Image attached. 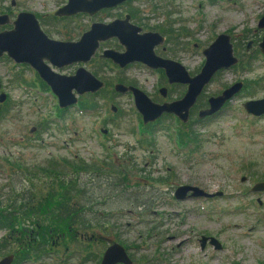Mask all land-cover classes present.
<instances>
[{
    "label": "rangeland",
    "instance_id": "obj_1",
    "mask_svg": "<svg viewBox=\"0 0 264 264\" xmlns=\"http://www.w3.org/2000/svg\"><path fill=\"white\" fill-rule=\"evenodd\" d=\"M66 1L0 0V12L15 15L20 10H31L47 18V30L54 37L76 38L93 20L107 21L113 14L131 9L125 3L91 16L81 11L71 17L55 14ZM258 1L264 0H238L232 5L213 0H133L130 5L137 7V23L143 28L170 30L165 43L168 47L159 54L178 59L195 73L204 62L201 48L211 34L230 25L239 33L243 24L253 26ZM214 21L216 27L212 28ZM119 45L111 37L97 51ZM239 50L242 58L234 67L217 72L195 109L235 80L244 81L243 88L219 114L192 124L201 135L196 145L179 141L178 132L184 122L173 115L164 114L153 125V131L149 130L131 93H118L113 87L121 77L155 101L180 97L186 84H169L162 68H150L141 62L120 67L95 55L84 65L93 73L94 67H102L96 75L109 81L105 92L95 96L97 109L81 108L84 93L62 112L43 80L8 59L0 61V77L8 81L9 93L0 113L3 202L15 196L12 182L18 187L23 176L21 168L11 166V162L31 172L44 167L46 158L62 160L66 156L72 160L79 156L84 162H96L101 169L98 175L88 173L91 185L84 176L81 178L84 195L91 194L92 202H99L94 207L109 214L107 219L99 218L108 220L111 226L105 233L97 230L98 234L110 240L106 244L116 235L122 239L135 264H264V190L250 189L255 181L264 179V114H248L242 106L245 99L264 96V57L253 55L247 62L250 52ZM77 64L81 63L60 71L72 72ZM163 86L165 95L160 92ZM196 113L185 123L189 125L197 118ZM33 125L36 127L31 132ZM120 163L131 166L127 174L130 184L122 183L108 170ZM158 177L165 179L154 180ZM180 183L221 194L176 199L173 191ZM5 232L7 228L0 227V236ZM201 233L216 236L222 247H200ZM69 249L62 253L53 250L40 263L22 264L95 263H82L80 253Z\"/></svg>",
    "mask_w": 264,
    "mask_h": 264
},
{
    "label": "water",
    "instance_id": "obj_2",
    "mask_svg": "<svg viewBox=\"0 0 264 264\" xmlns=\"http://www.w3.org/2000/svg\"><path fill=\"white\" fill-rule=\"evenodd\" d=\"M125 0H67L54 11L57 15H72L76 12L93 14L101 8L112 7ZM12 23L13 27L0 31V56L6 53L16 62H28L33 66L39 76L50 86L56 95L59 106L74 105L78 95L86 92H96L105 82L96 76L84 64L96 53L100 41L116 37L123 49L103 48L101 56L108 57L120 67L134 61H140L150 68H162L168 83H184L186 90L177 98L155 101L144 90L135 84L118 81L114 89L118 93L130 92L134 106L140 113L144 124L155 121L164 113H172L179 120L187 122L190 108L196 102L205 86L211 81L216 71L222 67H228L237 61L233 54L229 37L220 33L208 46L203 48L204 62L199 71L190 74L185 65L174 58L164 57L155 51V46L164 42L165 37L156 30L140 32L141 27L130 21L129 13L123 17L114 18L108 22L93 21L88 29L84 30L75 40H63L49 37L40 27L35 13L31 10H20L15 18L10 20L8 14H0V24ZM262 21V25H263ZM264 51V36L260 42ZM43 59L49 60L53 65H63L80 62L74 73L64 74L55 71ZM243 85L238 80L225 87L221 93L208 97V107L199 109L198 116L212 115L221 109L223 103L230 99ZM165 95L166 88H160ZM4 98L0 96V100ZM244 110L251 115L264 114V96L248 98L242 102ZM113 109H115L113 107ZM246 176H242V180ZM254 191L264 190V179L255 181L251 188ZM218 192H208L202 187L191 183H180L173 191L176 199H184L190 196H214ZM216 248H221V242L214 235H202L201 246L206 240ZM13 254H7L0 258V264H10ZM132 264L125 246L113 241L109 243L101 255L98 264Z\"/></svg>",
    "mask_w": 264,
    "mask_h": 264
},
{
    "label": "trees",
    "instance_id": "obj_3",
    "mask_svg": "<svg viewBox=\"0 0 264 264\" xmlns=\"http://www.w3.org/2000/svg\"><path fill=\"white\" fill-rule=\"evenodd\" d=\"M128 8H133V6L129 4ZM134 8L137 9V7ZM137 15L139 14L137 13ZM166 30L167 28L164 31ZM101 68L94 67L93 71L97 73L102 70ZM118 80L132 84V81H126L121 77ZM104 81L105 85L100 90L94 93H85L82 96V109H97L98 101L95 96L105 92L109 84L108 78H105ZM193 112H191L192 115L196 113ZM168 115L172 116V114ZM155 124L148 123L145 126L153 131ZM192 124L194 122L189 125L185 122L182 123L183 127L178 132V138L183 144L196 145L201 136ZM83 160L79 156H73L72 160L66 156L62 160L46 158L44 167L40 166L36 171L31 172L24 165L21 167L14 162L10 163L11 166H19L23 176L20 177L18 187L12 182L16 191L12 199L9 197L10 199L4 203L3 196L0 197V227L7 228L8 233L4 239L0 238V241L3 240V243H0V258L11 253L13 254L12 264H22L23 261L40 263L43 261L41 259L47 256L49 249L56 253H62V250L70 252L69 242H81L83 236L88 240L87 245L77 244V246L70 247L73 250L76 248L84 262L93 260L97 263L100 254L109 243L118 241L125 244L117 235L106 244V241L110 240L104 239L98 234L97 230L105 233L111 226L108 225V220L99 218L106 216L107 219L109 214L94 207L99 202H92L91 194L84 195L85 188L81 178L83 179L84 176L91 185L88 173L92 172L98 175L101 169L96 162L87 160L84 162ZM110 164L114 165V163ZM129 168L131 166L128 164L120 163L108 170L120 178L122 183L130 184L127 174L131 173L132 169L128 170ZM136 168L141 169L140 167ZM163 179L165 178L158 177L154 180L161 181ZM31 241H34V244L30 245ZM8 243H11L12 246H9ZM13 246L17 248H13Z\"/></svg>",
    "mask_w": 264,
    "mask_h": 264
},
{
    "label": "flooded vegetation",
    "instance_id": "obj_4",
    "mask_svg": "<svg viewBox=\"0 0 264 264\" xmlns=\"http://www.w3.org/2000/svg\"><path fill=\"white\" fill-rule=\"evenodd\" d=\"M133 0H125V1H123L122 3H120V4H117V5H115V6H112V7H107V8H115V7H118V6H121V5H123V4H125V3H131ZM135 1V0H134ZM213 1H215V2H217V1H221L222 3H227V5H232V4H236L237 2H238V0H213ZM257 5L259 6L258 8V10L255 12V16H253L254 17V24H253V26H245V24H243L242 25V28L240 29V31H242V32H234V31H232L233 29L231 28V25L229 26V27H226V28H223L222 30H220V31H214L212 34H211V37L209 38V40H207L206 41V45L204 46V47H202L201 48V52H202V50H203V48H205L206 46H208L211 42H213L216 38H217V36L220 34V33H225V34H227L228 35V37H229V41H230V43H231V45H232V50H233V54L237 57V61H236V63H234V64H232V65H230V66H228V67H222V68H220V69H218L217 71H216V73L214 74V76L217 74V72H219L220 70H222V69H224V68H227V69H230V68H232V67H234V65L235 64H237L238 63V61H239V59L240 58H242L241 57V53H240V50L239 49H241V48H243V49H245V52L246 53H248V52H250V53H248L247 54V62H249V59H250V57L251 56H253V55H255V56H257L258 55V57H264V51H262V49H261V47H260V42L263 40V36H264V23H263V25H262V21L264 22V1H258L257 2ZM198 6H201V2L199 1L198 2ZM104 8H101V9H99L98 11H100V10H103ZM97 11V12H98ZM2 13H6V14H8V12H0V14H2ZM35 13V12H34ZM55 13V12H54ZM126 13H129V15H130V21L132 22V23H135V24H137L138 26H140L141 27V29H140V32H142V31H148V30H153V29H145V28H143L139 23H137V22H140V18H139V15H137V10L133 7V8H131V10L129 11V10H127V11H124L123 13H117V15H115V14H113L114 16H112V18H110V20H112V19H114V18H117V17H123ZM12 13H10V14H8V16H9V18H10V20H13L14 18H15V16H16V14L15 15H11ZM35 15H36V17H37V19H38V22H39V24H40V27L42 28V30L49 36V37H52V38H56V39H63V40H75V39H77L79 36H80V34L84 31V30H86V29H88V27L90 26V24H89V26L88 27H86L84 30H82L81 31V33L78 35V36H76V38H71V37H66L65 35L64 36H61V38H57V37H54L51 33H50V30H47V28H49L47 25H46V23H47V18H45V17H43V15L42 14H36L35 13ZM74 15V14H73ZM90 16H91V14H89ZM93 15V14H92ZM61 16H64V17H71L72 15H61ZM250 19H252V18H250ZM110 20H107V21H105V20H93V21H103V22H108V21H110ZM92 21V22H93ZM215 23H216V21H214L213 22V24L211 25V27L212 28H215L216 27V25H215ZM246 23V22H245ZM13 27V24L12 23H4V24H0V31L1 30H4V29H10V28H12ZM236 27L237 26H235V30H236ZM165 29H163V31H159V30H156V31H159L160 33H162V35H164V37H165V40H164V42L163 43H161V44H157L156 46H155V51L159 54V53H161V51L162 50H166L167 49V45L165 44L167 41H168V36L169 35H171V33H170V30L168 31V30H166V31H164ZM113 38V37H112ZM109 39V38H108ZM108 39H106V40H108ZM114 39H116L117 41H118V39L116 38V37H114ZM105 40V41H106ZM104 43V40L103 41H100V44H99V47H98V49H100V45L101 44H103ZM118 43H119V41H118ZM120 44V43H119ZM204 44V43H203ZM103 48H115V49H119V50H121V49H123V46L120 44L119 46H116V47H103ZM102 48V49H103ZM97 49V50H98ZM102 49L100 50V51H96V53L93 55V56H95V55H97V56H99V57H101V58H105V59H109V60H111L110 58H108V57H103V56H101L100 54H101V52H102ZM203 53V52H202ZM201 53V54H202ZM161 55V54H160ZM93 56H92V58H93ZM163 56V55H162ZM164 57H167V56H164ZM91 58V59H92ZM171 58V57H170ZM205 58V57H204ZM6 60V59H8L9 61H11L13 64H16V65H19V67L20 68H23V69H27V70H30L31 72H32V75H34V76H37L38 78H40L41 80H43L40 76H39V74H38V72H37V70L33 67V66H31V64H29L28 62H24V61H22V62H16L13 58H11V57H9V56H7L6 55V53H4L2 56H0V61H2V60ZM90 59V60H91ZM46 63H48L49 65H50V67L52 68V69H54L55 71H57V72H60V73H64V74H71V73H74L75 72V70H76V68H77V66H79L80 64H77V66H76V68L74 69V71H72V72H62V71H60V69H62L63 67H66V66H68V65H70V64H75V63H80V62H73V63H69V64H66V65H63V66H61V67H57V66H55V65H53L49 60H47V59H43ZM178 60V59H177ZM250 61H251V59H250ZM111 62L112 63H114L113 62V60H111ZM134 62H140V61H134ZM131 63H133V62H131ZM114 64H116V63H114ZM128 64H130V63H128ZM127 64V65H128ZM117 66H119L118 64H116ZM127 65H125V66H127ZM163 70V69H162ZM198 72V71H197ZM197 72H195V73H197ZM163 73H164V71H163ZM195 73H190V74H195ZM95 74V73H94ZM96 75V74H95ZM33 76V77H34ZM97 76V75H96ZM213 76V77H214ZM212 77V78H213ZM100 78V77H99ZM102 79V78H101ZM165 79H167V78H165ZM104 80V79H103ZM212 80V79H211ZM44 81V80H43ZM236 81H238V80H235V81H233V82H231L230 84H232V83H234V82H236ZM242 81V80H241ZM105 82V81H104ZM122 82V81H121ZM243 83H244V81H242ZM44 83H46L45 81H44ZM116 83V82H115ZM114 83V84H115ZM47 84V83H46ZM169 84H177V83H169ZM181 84H184V83H181ZM230 84H228V85H226L225 87H227V86H229ZM48 85V84H47ZM46 85V86H47ZM105 85V84H104ZM244 85V84H243ZM243 85H242V87L236 92V93H234V95L233 96H235L236 94H238V92H240V90H242V88H243ZM7 87H8V81L6 82L5 80H3L1 77H0V96H2L4 99L3 100H0V113H2V110H4L5 108L3 107V103L8 99V97H9V93H8V89H7ZM48 87V89H49V91H51V89H50V86L48 85L47 86ZM104 87V86H103ZM114 87V86H113ZM224 87V88H225ZM223 88V89H224ZM222 89V90H223ZM100 90V89H99ZM185 90H186V88H185ZM222 90L220 91V92H218V93H215L214 95H217V94H219V93H221L222 92ZM204 91V90H203ZM203 91H202V93H203ZM97 92V91H96ZM51 93L56 97V95L51 91ZM86 93H94V92H86ZM184 93V92H183ZM201 93V94H202ZM84 94V93H83ZM201 94L198 96V98H197V100H196V102L194 103V105L190 108V115H189V119L188 120H190V116L192 115V111H194L193 113H195V111H197V118H194V119H192V122H196V123H200V122H202V121H204V120H206L207 118H210V117H213V116H215V115H217V114H219V112H221L223 109H224V107H226L225 105H227L228 104V101L233 97H231L230 99H228V100H226V102L225 103H223V105L221 106V109L219 110V111H217L216 113H214V114H212V115H206L205 117H199L198 116V111H199V109H202V108H206V107H208V105H209V103H208V98H206V105H203V103H202V106H200V107H198V108H196L195 109V106L197 105V103H198V101L200 100V98H201ZM80 95H82V94H80ZM79 95V96H80ZM211 95H213V94H211ZM210 95V96H211ZM78 96V97H79ZM208 97V96H207ZM56 99H57V97H56ZM172 99V98H171ZM168 100H170V99H168ZM57 104H58V102H57ZM59 106V105H58ZM72 105H68V106H59L60 107V111H62V112H64V111H66L67 109H69V107H71ZM164 114H166V113H164ZM163 114V115H164ZM167 114H172V113H167ZM162 115V116H163ZM173 116H175L174 114H172ZM161 116V117H162ZM161 117H159L158 119H156L155 121H151V122H148V123H152V124H155L156 122H157V120H159ZM201 120V121H200ZM191 122V121H190ZM148 123H146V124H148ZM145 124V125H146ZM35 125H33V126H31L30 127V131L31 132H33L34 130H35ZM204 233H201L200 234V237L198 238L199 239V244H200V247H202L201 246V240H200V238H201V236L203 235ZM8 235V233L6 232V233H3V234H1V236H0V238L1 239H4L6 236ZM204 235H209V234H204ZM37 237H38V235H36ZM0 243H3V240L2 241H0ZM9 244V246H12V244L11 243H8ZM32 244H34V241H31V244L30 245H32ZM69 247L68 248H70V246L71 247H74V246H77V244H81V245H87L88 244V240H87V238H84L83 236H82V239H81V242H78L77 243V241H70L69 242ZM206 244H211L210 243V241L207 239L206 241H205V244H204V247L206 246ZM17 245L19 246V243H17ZM124 246H125V248H126V251H127V253H128V255H129V257L131 258V260H132V264H135V259L133 258V256L131 255V253L128 251V248H127V245H125V244H123ZM213 245V244H212ZM214 246V245H213ZM34 247V246H33ZM13 248H17V247H15V246H13ZM53 250H51V249H49L48 251H47V253L49 254V253H51ZM74 251H76V248L74 249ZM103 251H104V249H103ZM103 251H102V253H103ZM102 253L100 254V257H99V260H100V258H101V255H102ZM99 260H98V262H99ZM12 261H13V258H12ZM12 261H11V263L10 264H12ZM24 262V261H23ZM22 262V263H23ZM81 262H84L83 260H81ZM95 262V264H98V262L96 263V261H94ZM31 263H39V262H34V261H31ZM116 264H124V263H122V262H118V263H116Z\"/></svg>",
    "mask_w": 264,
    "mask_h": 264
}]
</instances>
